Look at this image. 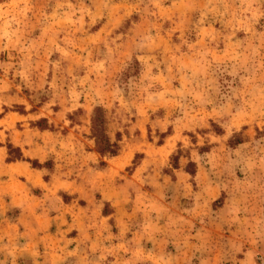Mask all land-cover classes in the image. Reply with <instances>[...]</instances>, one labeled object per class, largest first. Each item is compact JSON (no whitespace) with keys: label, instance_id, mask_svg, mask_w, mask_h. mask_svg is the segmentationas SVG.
<instances>
[{"label":"rangeland","instance_id":"rangeland-1","mask_svg":"<svg viewBox=\"0 0 264 264\" xmlns=\"http://www.w3.org/2000/svg\"><path fill=\"white\" fill-rule=\"evenodd\" d=\"M5 73L27 112L0 111L56 145L29 164L127 183L129 215L91 234L0 227V264H264V0H0ZM97 107L115 157L96 150Z\"/></svg>","mask_w":264,"mask_h":264},{"label":"crops","instance_id":"crops-1","mask_svg":"<svg viewBox=\"0 0 264 264\" xmlns=\"http://www.w3.org/2000/svg\"><path fill=\"white\" fill-rule=\"evenodd\" d=\"M15 75L9 74L8 77L6 73L0 74V109L20 106L27 112L25 106L28 100L22 93L13 91L14 83L12 84L11 79ZM26 112L0 111V115L3 114L0 116V227H5L3 234L7 232L6 227L26 226L40 231L41 227L53 225L58 228L68 226L80 234H91L92 231L98 232L96 229L100 227L107 228V221L115 216L127 217L129 214H124V207H121L122 203L117 194L127 183L116 185L111 192L104 186L107 182L102 180L89 181L87 184L64 180L62 176L59 179L46 180V169H35L29 164L27 160L39 163L47 161L52 151H56V145L51 142H29V134L37 136V129L27 127L29 124L25 122L30 115ZM7 144L21 150L25 161H9ZM60 191L68 196L78 194V198L65 202L58 197ZM37 192L39 195L35 196ZM97 195L101 198L97 199ZM49 197L53 202L48 204ZM105 203H110L113 209L109 215L103 214ZM12 210L18 212L14 218L9 216V211ZM89 249L91 247L85 251Z\"/></svg>","mask_w":264,"mask_h":264},{"label":"trees","instance_id":"trees-1","mask_svg":"<svg viewBox=\"0 0 264 264\" xmlns=\"http://www.w3.org/2000/svg\"><path fill=\"white\" fill-rule=\"evenodd\" d=\"M91 134L96 142V150L100 154V156L115 157L118 155L119 152L118 143L111 142L109 136L107 135L104 110L101 107H97L94 110V115L92 118ZM11 147L12 146H9V150L12 149ZM14 160L25 161V158H23V156H20L19 158H15Z\"/></svg>","mask_w":264,"mask_h":264}]
</instances>
